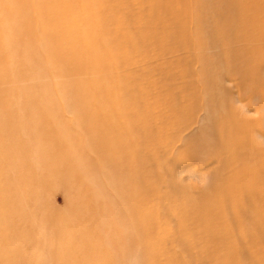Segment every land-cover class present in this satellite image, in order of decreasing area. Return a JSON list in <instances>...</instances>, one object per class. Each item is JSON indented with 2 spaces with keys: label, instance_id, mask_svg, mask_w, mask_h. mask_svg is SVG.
I'll use <instances>...</instances> for the list:
<instances>
[{
  "label": "bare ground",
  "instance_id": "bare-ground-1",
  "mask_svg": "<svg viewBox=\"0 0 264 264\" xmlns=\"http://www.w3.org/2000/svg\"><path fill=\"white\" fill-rule=\"evenodd\" d=\"M60 1L10 0L4 4L9 2L7 10L0 13V20L9 18L11 24L6 42L14 40L16 44L10 64L5 55L8 44H0V95L3 81L12 77L27 79L53 73L61 78L55 85L60 104L78 118L74 129L61 124L59 114L46 99L47 89L43 83L32 84L25 92V127L29 129L32 144L28 139L21 145L20 139L11 143V151L28 155V166L12 181L10 190L2 198L5 213L0 211V236L6 241L0 246V264H116V254L122 257L121 264H130L133 258L136 264L149 259L150 264L181 261V258L172 261L168 254H162L164 250L157 242L169 234L166 228L160 229L162 225L155 226L158 218L176 225L174 243L185 247L184 253L190 259H201L203 264H236L251 257L250 253L256 256L258 251L251 238L260 233L264 235L257 222L264 219V210L258 208L261 197L255 192L257 179L235 165L234 150L230 147L237 144L235 147L241 150L247 145L242 141L247 132L242 122L243 107L238 97H231V104L223 108L220 101L226 93L216 85L226 79H243L245 87L252 90V96L257 94L264 81V0H197L192 6L184 0L181 6L174 5L173 0H145L151 15L154 13L153 21L160 27L165 19L163 7L169 4L172 12L166 14L171 15L174 28L165 27L161 32L164 34L176 32L183 37L188 33V24L180 25L179 20L185 14L180 13L182 7H187L195 17L197 48H212L209 50L212 53H202L198 59L204 85L201 97L207 111L199 137L195 139L196 147L200 148L193 150L198 151L193 155L206 163L202 172L209 177L198 197L194 193L188 195L189 192H186L187 197L183 196L186 188L178 183V172L173 164L172 169L163 171L160 163L154 161L150 167L140 155L139 134L147 123L150 108L142 110L135 123L118 119L122 106L112 96L111 88L117 81L110 73L116 63L128 58V49L122 46L117 31L110 34L103 20L90 15L99 10L104 0H65L68 8H60ZM114 10L117 11L118 6ZM125 24L132 27L131 19ZM133 27L138 37L149 31L139 25ZM36 41L47 46L41 48L43 58L31 67L25 60L33 52L31 45ZM105 54L111 59H106ZM248 60L252 70L245 72ZM188 94L192 99L197 96L194 89H188ZM99 101L109 113L106 120L97 122ZM260 137L259 145L264 142V135ZM256 148L259 147L255 145ZM255 167L259 170L257 165ZM72 181L81 185L92 206L91 214L87 215L93 227L88 241L82 238L86 230L77 231L79 240L76 242L75 236H62L58 230L61 227L50 233L52 246L45 247L49 251L47 259L25 260L18 248L9 246L11 238L26 243L35 233L40 242L45 231L41 230L39 220L44 217L46 223L54 224L40 212L42 193L51 185ZM102 182H107L108 187ZM139 190L151 199V205H144L142 209H139ZM26 193L35 196L36 210L23 209ZM243 208L257 209V216L250 219L246 212L240 211ZM106 212L115 218L114 227L111 226L116 233L115 249H106L98 242L100 233L106 234L103 238L109 236L102 230V224L99 225ZM239 212L246 222L253 219L252 225L243 224L236 216ZM69 214L71 218L63 213L54 218L57 224L62 221L65 234L70 232L67 226L82 216L79 211Z\"/></svg>",
  "mask_w": 264,
  "mask_h": 264
},
{
  "label": "rangeland",
  "instance_id": "rangeland-1",
  "mask_svg": "<svg viewBox=\"0 0 264 264\" xmlns=\"http://www.w3.org/2000/svg\"><path fill=\"white\" fill-rule=\"evenodd\" d=\"M6 1L0 0V13L2 10L6 11ZM173 4L181 6V0H173ZM188 5L196 4L197 0H184ZM145 0H104L98 11L90 13L92 17L103 20L105 28L112 34V31L118 32L121 36L119 41L124 48L128 49V58L123 59L116 63V68L110 73L117 83L111 88L112 96L122 106L120 120H129L132 123L137 121V117L142 115L141 112L149 111V118L147 123L142 128L139 134L140 155L146 159L148 165L152 167L154 161L160 163L164 170L172 169V164L177 169L178 175L176 179L181 186H185L184 197H187L186 192L191 195L196 194L198 197L202 194L205 182H208L209 177L202 172L205 162L201 159H196L193 150L200 148L196 147L195 139L198 138L203 124V119L206 114V107L202 94L204 93L203 79L200 77L199 69L200 63L198 61L199 56L202 53L210 54L209 50L212 48H197L195 30V17L187 7H182L180 13H185L180 20L181 24H188V33L182 37L176 32L173 34H164L163 29L165 27L174 28L171 15H167L168 11H171L169 4L164 6L166 9L164 13L163 27L159 24H155L152 19V14L149 10V5L145 4ZM118 6V10H114ZM60 8H68L65 0H61L59 3ZM71 9V6H70ZM172 12V11H171ZM127 19H131L132 27H128L125 24ZM9 21V18H8ZM6 21L0 20V44L6 45V38L9 37L8 29H11V24ZM140 23V24H139ZM135 25H139L143 28H148L149 31L143 37H138V34L134 32ZM181 27V26H180ZM191 30V31H190ZM155 34V35H154ZM158 36V37H154ZM46 37L50 38L49 34ZM5 42V43H3ZM48 42V41H47ZM12 43V44H11ZM5 47L6 57L8 63H13L10 59L14 57L13 49L15 48L14 40L9 41ZM47 43H39L36 41L32 43L31 47L33 52L29 53V56L25 60L28 66H33L42 59L44 56V48ZM34 45V46H33ZM188 46V49L184 47ZM38 47V48H37ZM43 48V49H41ZM8 52V54H7ZM103 53V51H102ZM8 55V56H7ZM106 59H111V56L105 54ZM34 58V59H33ZM37 61V62H36ZM36 62V63H34ZM250 60H248L244 66V71L249 72L252 70ZM26 64V65H27ZM32 64V65H31ZM14 72V71H13ZM259 76V73H256ZM98 76V73L94 74ZM260 77V76H259ZM264 77V75H262ZM260 77V79H262ZM264 79V78H263ZM61 78L53 73L44 75H38L35 77H27V79H19L18 77H12L10 80L3 81L1 85L2 93L0 95V211L4 212L2 198H4L10 190L12 181L18 179V174L23 172L28 163V155L22 152L18 155L17 152L11 151V143L20 139L21 143L24 141H30L32 144V138L29 135V129L25 127L27 124L26 115V91L32 84H45L46 99L50 105L56 109L59 114V122L71 129H74L77 123V116L69 109H65L60 104L55 85L59 83ZM243 79H232L219 81L216 87L226 93V97H223L220 101L223 108H227V104L230 105L231 97L239 98L242 112L244 113L242 121L246 127L247 132L242 136V141H246L245 148L239 150L235 147L237 144H233L230 147L233 151L234 163L236 166H240L246 173H249L252 178L257 179V185L255 186V192L261 197L258 205L259 209L264 210V142L257 143L262 140L260 134L264 135V81L259 86L258 92L255 96H252V90L245 87ZM188 89H194L197 96L195 99L188 94ZM234 91V92H233ZM100 107L96 114V121L106 120L109 110L99 101ZM171 105V107H170ZM240 106V105H239ZM8 112L6 111V108ZM7 112V113H6ZM19 125L20 127H16ZM13 127V128H12ZM120 132V136H122ZM260 137V138H259ZM194 139V140H191ZM9 140L11 142L9 143ZM128 140V138H127ZM264 140V139H263ZM22 141V142H21ZM241 141V142H242ZM255 145L259 148L254 149ZM203 146V145H202ZM255 153L256 156L252 155ZM11 154V155H10ZM258 166L259 170L255 166ZM18 166L22 169L18 170ZM200 179L201 183L195 185ZM102 185L108 187V183L102 182ZM81 185L72 181L71 184H54L51 185L45 192L42 193L39 199V205L42 206L41 213H45L46 219L50 218L53 223H46L45 218L42 217L39 221L42 222L40 228L45 231L37 240L36 234L32 233V237L28 239L26 243L22 240L11 238L9 246L18 248L26 258L33 261L43 260L48 258L49 251L46 248H50L52 245L50 239V233L52 231L61 230L62 236H75L77 238V231H85L82 238L87 240L90 229V222L87 219V215L91 214L92 206L88 202L89 195L84 194ZM137 196L140 199L139 209H142L144 205H151V199L142 193V190L137 192ZM25 207L23 209L27 212L36 210V199L34 195L24 197ZM88 202V203H87ZM73 204V209L71 208ZM229 209L233 210L231 205H228ZM236 207V205H235ZM72 209V210H71ZM79 211L82 216L77 217V220L71 222L67 226L69 233L62 232L64 226L62 221L56 222L54 218L60 216V214H66L69 218L71 211ZM257 209L251 210L243 208L242 212H246L251 218L257 216ZM236 211H238L236 207ZM2 212V213H3ZM5 213V212H4ZM7 214V213H6ZM245 215V216H246ZM102 216V215H101ZM236 216L242 220L243 224L252 225L246 222L239 212ZM10 217V218H9ZM99 225L102 224V230L109 235L107 238H103L106 234H101L98 242L101 241L106 249H115L116 237L114 227L112 224L115 221L113 214L106 212L103 214ZM11 215L8 214V219H11ZM16 219V218H15ZM103 219V221H102ZM96 218H94V221ZM258 228L260 232H264V219H257ZM57 224V225H56ZM156 225H162L160 229L166 228L168 230V236L163 241L157 242L164 250L162 254H168L172 261L181 258V261L169 262L170 264H203L201 259H190L185 252L186 248L180 243H174L176 238V225L170 223L168 220L157 219L154 222ZM112 226V227H111ZM2 227V226H1ZM99 230V229H98ZM74 231V232H72ZM84 233V232H82ZM112 233L114 235H112ZM99 235V233L97 232ZM78 238L75 239L78 242ZM254 249H257L258 254L252 257L241 259L236 264H264V235H260L255 238H251ZM6 239L4 236H0V246L4 244ZM88 241V240H87ZM94 241V239H92ZM189 241V240H188ZM43 243V244H42ZM47 244V246H45ZM46 247V248H45ZM59 249H61L59 247ZM64 249V248H62ZM190 249V248H189ZM55 250V249H54ZM68 250V249H66ZM133 252V251H131ZM136 252V251H135ZM118 253V252H116ZM101 255V254H99ZM138 253L136 252L135 259ZM105 258L104 256H102ZM142 257V256H141ZM122 257L120 255L115 256L116 264H121ZM142 259V258H141ZM148 262L140 261L138 264H150ZM257 262V263H256ZM23 263V262H22ZM21 263V264H22ZM130 264H136L134 258Z\"/></svg>",
  "mask_w": 264,
  "mask_h": 264
}]
</instances>
